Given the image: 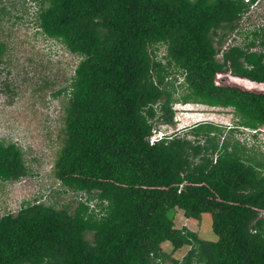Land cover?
Instances as JSON below:
<instances>
[{
    "label": "trees",
    "instance_id": "1",
    "mask_svg": "<svg viewBox=\"0 0 264 264\" xmlns=\"http://www.w3.org/2000/svg\"><path fill=\"white\" fill-rule=\"evenodd\" d=\"M38 2L39 30L80 57L55 92L65 98L53 174L85 198L73 210L33 199L1 214L0 264H264V155L229 138L239 127L226 136L205 121L193 138L149 139L158 120L173 121L177 99L231 106L252 135L264 124V90L219 80L264 83V48L250 50L257 36L264 45V27L219 55L222 28H234L248 3ZM6 49L0 40V66ZM29 172L22 147L0 140V179ZM179 211L209 213L213 236L176 225ZM162 243L188 248L175 257Z\"/></svg>",
    "mask_w": 264,
    "mask_h": 264
},
{
    "label": "rangeland",
    "instance_id": "2",
    "mask_svg": "<svg viewBox=\"0 0 264 264\" xmlns=\"http://www.w3.org/2000/svg\"><path fill=\"white\" fill-rule=\"evenodd\" d=\"M30 1L39 5L38 0H0V40L7 46L0 66V140L13 141L22 147L30 171L17 179H0V215L15 212L24 202L33 199L56 207L68 205L73 210L78 200L85 198V193L64 187L53 174L55 152L62 137V101L65 98L63 92H55L69 82L80 57L37 28L36 10ZM255 9L242 14V19L234 25L237 30H218L219 33L223 31V44L241 43L243 28L264 20V6ZM214 37L217 38L218 34ZM163 51L164 47L160 46L158 55ZM219 77L222 82L264 90V83L236 79L228 73ZM181 91L179 89L175 96L178 97ZM172 104L173 121L158 120L155 135L160 131L167 134L177 132L193 138L188 131L195 123L211 121L221 128V135L227 136L228 127L238 118L231 106H212L180 99ZM251 131L255 130L240 126L239 132L234 131L229 138H238L246 145L247 152L264 155V124L255 135ZM176 225H186L203 238L214 234L211 216L207 212L200 219H192L179 211ZM87 236L90 238L91 234ZM162 248L172 256L181 257L188 247L174 250L171 244L162 243Z\"/></svg>",
    "mask_w": 264,
    "mask_h": 264
},
{
    "label": "built area",
    "instance_id": "3",
    "mask_svg": "<svg viewBox=\"0 0 264 264\" xmlns=\"http://www.w3.org/2000/svg\"><path fill=\"white\" fill-rule=\"evenodd\" d=\"M245 2L248 3V8L242 12V14L246 11L250 12L251 10H257L255 8H261L262 6H264V0H244ZM242 14L240 15L239 19L237 20V22L240 21V19H242ZM245 16V15H244ZM247 18V17H246ZM236 22V23H237ZM264 27V20L261 21V22H255V23H252V24H249L247 26H245L243 29L244 31L242 32V42L239 43V42H236V43H231V44H222L221 45V51L219 53V55H221L222 53V49L230 46V45H234V44H238V45H243L245 40L247 39V37H252V31L253 30H256L258 32H261L262 28ZM237 30V26L234 28ZM261 36H257L256 37V44L253 45L250 50H261L264 48V45L261 44ZM224 42V41H223ZM161 134V133H159ZM93 201H90L89 202V205H92Z\"/></svg>",
    "mask_w": 264,
    "mask_h": 264
},
{
    "label": "clouds",
    "instance_id": "4",
    "mask_svg": "<svg viewBox=\"0 0 264 264\" xmlns=\"http://www.w3.org/2000/svg\"><path fill=\"white\" fill-rule=\"evenodd\" d=\"M32 4H33V7L35 8V12L37 13V9H38V6L37 5H35V3L33 2V1H30ZM37 17V16H36ZM37 26V25H36ZM37 28H38V26H37ZM39 29V28H38ZM195 102H200V101H195ZM200 103H203V102H200ZM204 104H206V103H204ZM173 105V104H172ZM209 105V104H208ZM212 106H215V105H212ZM219 106V105H218ZM237 120V119H236ZM205 122V121H204ZM211 122V121H210ZM236 122V121H235ZM241 126V125H240ZM240 126L239 125H237V124H233L232 126H230V127H239L240 128ZM228 129H229V127H228ZM238 129V128H237ZM155 131V130H154ZM159 133H161V134H159ZM158 133V135H155V133L153 132V134L149 137V139L151 140V141H153L154 139H156V138H158V137H161V135L164 133V132H162V131H160ZM96 199V198H95Z\"/></svg>",
    "mask_w": 264,
    "mask_h": 264
},
{
    "label": "bare ground",
    "instance_id": "5",
    "mask_svg": "<svg viewBox=\"0 0 264 264\" xmlns=\"http://www.w3.org/2000/svg\"><path fill=\"white\" fill-rule=\"evenodd\" d=\"M192 104H194V103H192ZM180 111V110H179ZM238 125V124H237ZM240 129V128H239ZM252 129V128H251ZM244 132V131H243ZM242 134V133H241Z\"/></svg>",
    "mask_w": 264,
    "mask_h": 264
}]
</instances>
